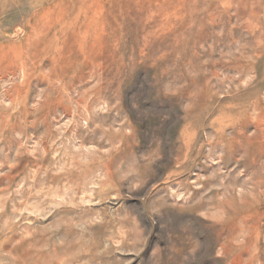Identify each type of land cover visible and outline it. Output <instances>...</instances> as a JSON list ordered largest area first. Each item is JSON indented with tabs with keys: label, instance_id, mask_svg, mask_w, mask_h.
Returning <instances> with one entry per match:
<instances>
[{
	"label": "rangeland",
	"instance_id": "1",
	"mask_svg": "<svg viewBox=\"0 0 264 264\" xmlns=\"http://www.w3.org/2000/svg\"><path fill=\"white\" fill-rule=\"evenodd\" d=\"M0 264H264V0H0Z\"/></svg>",
	"mask_w": 264,
	"mask_h": 264
},
{
	"label": "bare ground",
	"instance_id": "2",
	"mask_svg": "<svg viewBox=\"0 0 264 264\" xmlns=\"http://www.w3.org/2000/svg\"><path fill=\"white\" fill-rule=\"evenodd\" d=\"M89 50H90V48H89Z\"/></svg>",
	"mask_w": 264,
	"mask_h": 264
}]
</instances>
